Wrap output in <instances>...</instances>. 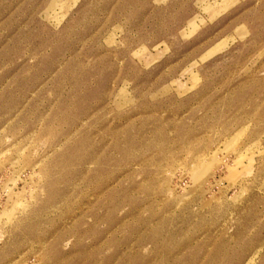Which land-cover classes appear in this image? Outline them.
Returning a JSON list of instances; mask_svg holds the SVG:
<instances>
[{
	"label": "rangeland",
	"instance_id": "rangeland-1",
	"mask_svg": "<svg viewBox=\"0 0 264 264\" xmlns=\"http://www.w3.org/2000/svg\"><path fill=\"white\" fill-rule=\"evenodd\" d=\"M0 264H264V0H0Z\"/></svg>",
	"mask_w": 264,
	"mask_h": 264
},
{
	"label": "bare ground",
	"instance_id": "bare-ground-1",
	"mask_svg": "<svg viewBox=\"0 0 264 264\" xmlns=\"http://www.w3.org/2000/svg\"><path fill=\"white\" fill-rule=\"evenodd\" d=\"M206 178V177H205ZM202 179H204V178H202ZM205 180V179H204ZM199 183H201L202 184V182H199ZM203 184H204V182H203ZM203 184H202V186H203ZM199 186V185H198Z\"/></svg>",
	"mask_w": 264,
	"mask_h": 264
}]
</instances>
